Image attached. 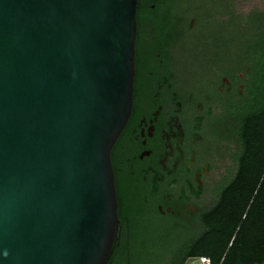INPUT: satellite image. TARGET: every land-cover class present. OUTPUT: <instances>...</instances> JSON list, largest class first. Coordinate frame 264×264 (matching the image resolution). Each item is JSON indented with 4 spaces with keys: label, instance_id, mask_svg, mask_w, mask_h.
I'll use <instances>...</instances> for the list:
<instances>
[{
    "label": "water",
    "instance_id": "water-1",
    "mask_svg": "<svg viewBox=\"0 0 264 264\" xmlns=\"http://www.w3.org/2000/svg\"><path fill=\"white\" fill-rule=\"evenodd\" d=\"M136 0H0V264H105Z\"/></svg>",
    "mask_w": 264,
    "mask_h": 264
},
{
    "label": "flooded vegetation",
    "instance_id": "flooded-vegetation-1",
    "mask_svg": "<svg viewBox=\"0 0 264 264\" xmlns=\"http://www.w3.org/2000/svg\"><path fill=\"white\" fill-rule=\"evenodd\" d=\"M234 1L136 0L131 107L109 150L116 213L131 205L155 230L196 235L218 187L235 179L240 116L264 100V80L221 31ZM170 246L177 264L182 251Z\"/></svg>",
    "mask_w": 264,
    "mask_h": 264
},
{
    "label": "trees",
    "instance_id": "trees-1",
    "mask_svg": "<svg viewBox=\"0 0 264 264\" xmlns=\"http://www.w3.org/2000/svg\"><path fill=\"white\" fill-rule=\"evenodd\" d=\"M247 18L252 39L242 56L257 68V81H262L264 11ZM240 117L243 147L237 174L218 187L214 204L203 209L198 233L155 230L131 205H122L117 212L121 235L117 243L113 240L105 264H175L170 244L182 251L177 264L200 256L208 257L210 264H264V100L251 104L250 112Z\"/></svg>",
    "mask_w": 264,
    "mask_h": 264
},
{
    "label": "rangeland",
    "instance_id": "rangeland-1",
    "mask_svg": "<svg viewBox=\"0 0 264 264\" xmlns=\"http://www.w3.org/2000/svg\"><path fill=\"white\" fill-rule=\"evenodd\" d=\"M192 1L195 0H186L187 4ZM207 6L213 10L211 6ZM233 6L237 14L244 16L248 11L253 9L264 11V0H235ZM237 14H234V12L230 13L228 24L222 26L223 29L221 28V31L228 39L230 49L232 48L234 54L237 52L243 54L252 39L251 32L249 31L251 25L245 22L244 18L241 16L239 17ZM212 37L213 32L212 30H209L206 34V38L210 40ZM155 233H157V231H155ZM184 264H197V261L195 259H188Z\"/></svg>",
    "mask_w": 264,
    "mask_h": 264
},
{
    "label": "built area",
    "instance_id": "built-area-1",
    "mask_svg": "<svg viewBox=\"0 0 264 264\" xmlns=\"http://www.w3.org/2000/svg\"><path fill=\"white\" fill-rule=\"evenodd\" d=\"M197 264H210L209 258L205 256H200L195 259Z\"/></svg>",
    "mask_w": 264,
    "mask_h": 264
}]
</instances>
